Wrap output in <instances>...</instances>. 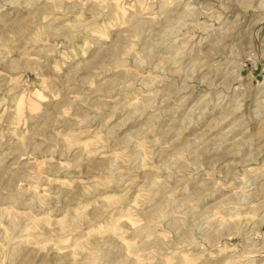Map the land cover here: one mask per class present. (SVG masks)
Here are the masks:
<instances>
[{
	"label": "rangeland",
	"instance_id": "1",
	"mask_svg": "<svg viewBox=\"0 0 264 264\" xmlns=\"http://www.w3.org/2000/svg\"><path fill=\"white\" fill-rule=\"evenodd\" d=\"M0 264H264V0H0Z\"/></svg>",
	"mask_w": 264,
	"mask_h": 264
},
{
	"label": "bare ground",
	"instance_id": "2",
	"mask_svg": "<svg viewBox=\"0 0 264 264\" xmlns=\"http://www.w3.org/2000/svg\"><path fill=\"white\" fill-rule=\"evenodd\" d=\"M195 11V10H194ZM139 25V24H138ZM239 70V69H238ZM255 255H257V254H255ZM262 255V254H261ZM254 255H252V257H253ZM252 257H250V258H252Z\"/></svg>",
	"mask_w": 264,
	"mask_h": 264
}]
</instances>
